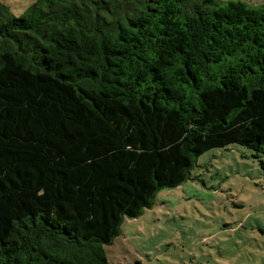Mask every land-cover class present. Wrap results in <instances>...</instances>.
Masks as SVG:
<instances>
[{
	"label": "trees",
	"instance_id": "16d2710c",
	"mask_svg": "<svg viewBox=\"0 0 264 264\" xmlns=\"http://www.w3.org/2000/svg\"><path fill=\"white\" fill-rule=\"evenodd\" d=\"M231 144L264 170V4L0 2V264H108L125 218Z\"/></svg>",
	"mask_w": 264,
	"mask_h": 264
},
{
	"label": "rangeland",
	"instance_id": "374dc122",
	"mask_svg": "<svg viewBox=\"0 0 264 264\" xmlns=\"http://www.w3.org/2000/svg\"><path fill=\"white\" fill-rule=\"evenodd\" d=\"M34 1L0 0L16 17ZM253 155L236 144L201 155L189 180L123 220L104 247L108 264H264V170Z\"/></svg>",
	"mask_w": 264,
	"mask_h": 264
}]
</instances>
